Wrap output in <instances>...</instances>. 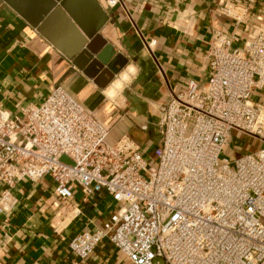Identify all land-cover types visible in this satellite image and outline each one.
<instances>
[{"label": "built area", "instance_id": "1", "mask_svg": "<svg viewBox=\"0 0 264 264\" xmlns=\"http://www.w3.org/2000/svg\"><path fill=\"white\" fill-rule=\"evenodd\" d=\"M248 6L221 13L241 23ZM234 40L215 33L206 85L189 81L158 104L148 154L128 136L109 144L108 126L60 87L20 115L0 105V213L16 207L17 183L47 177L62 201L74 187L83 201H113L103 227L68 242L80 261L106 241L132 264H264V106L251 100L264 89V33ZM235 136L262 147L227 155Z\"/></svg>", "mask_w": 264, "mask_h": 264}, {"label": "crops", "instance_id": "2", "mask_svg": "<svg viewBox=\"0 0 264 264\" xmlns=\"http://www.w3.org/2000/svg\"><path fill=\"white\" fill-rule=\"evenodd\" d=\"M100 35L125 66L103 90L41 37L11 7L0 0V105L13 115L41 104L56 87L109 128L107 141L122 136L148 154L153 141L158 104L179 93L189 81L203 87L210 77L207 51L212 36H234V48L264 33V0H118L109 6ZM248 4L249 17L237 23L221 13L231 4ZM150 47L148 44H150ZM251 100L264 106V89ZM157 132V131H156ZM157 136L158 133L156 134ZM17 200L11 213H0V264H132L104 241L84 261L68 242L82 231L103 227L113 208L104 192L83 201L79 188L72 199L60 200L54 183L44 177L23 180L12 190Z\"/></svg>", "mask_w": 264, "mask_h": 264}, {"label": "water", "instance_id": "3", "mask_svg": "<svg viewBox=\"0 0 264 264\" xmlns=\"http://www.w3.org/2000/svg\"><path fill=\"white\" fill-rule=\"evenodd\" d=\"M101 90L127 60L100 35L108 14L97 0H2Z\"/></svg>", "mask_w": 264, "mask_h": 264}, {"label": "rangeland", "instance_id": "4", "mask_svg": "<svg viewBox=\"0 0 264 264\" xmlns=\"http://www.w3.org/2000/svg\"><path fill=\"white\" fill-rule=\"evenodd\" d=\"M156 131L155 130L151 131L150 140L153 141V143L155 142L157 137H159L156 135L157 134ZM229 144L230 145H229V149H227V155L234 154L235 157H239L244 153L252 152L257 148L262 147V145L253 138L242 137V136H235L233 139L230 140Z\"/></svg>", "mask_w": 264, "mask_h": 264}]
</instances>
